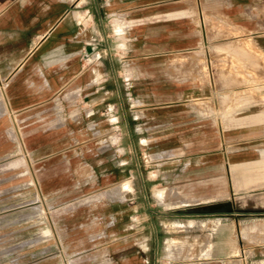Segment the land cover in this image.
Masks as SVG:
<instances>
[{
  "label": "rangeland",
  "instance_id": "rangeland-1",
  "mask_svg": "<svg viewBox=\"0 0 264 264\" xmlns=\"http://www.w3.org/2000/svg\"><path fill=\"white\" fill-rule=\"evenodd\" d=\"M230 3L179 0L178 18L148 15L140 25L150 8L102 4L98 21L91 0L68 5L85 32L68 43L77 42L79 64L63 70L61 91L16 110L8 84L18 69L0 72V264H107L121 262L127 248L142 264L155 256L160 264L193 262L207 217L192 232L187 218L176 227L171 181L156 179L152 160L185 143L190 154H227L222 184L232 202L209 213L225 221L217 212L236 211L237 244H264V49L228 17ZM171 44L189 51L174 53ZM242 151L254 159L232 161ZM131 176L138 209L116 217L113 209L126 203L109 202L124 199ZM243 176L248 184L237 182Z\"/></svg>",
  "mask_w": 264,
  "mask_h": 264
},
{
  "label": "crops",
  "instance_id": "crops-1",
  "mask_svg": "<svg viewBox=\"0 0 264 264\" xmlns=\"http://www.w3.org/2000/svg\"><path fill=\"white\" fill-rule=\"evenodd\" d=\"M86 1L0 0V72L8 75L10 73L8 70L18 69V74L8 84L12 106L16 110L38 104V100L41 99L38 97L39 93L61 91L63 70L79 64L77 42L68 43L74 41L73 37L84 34V28L78 29V22L82 15L79 12H69L67 6L83 4ZM228 1L231 2L228 17L243 30L249 32L251 39L258 42L259 46L264 49V0ZM176 2L179 0H91L94 10L91 15L98 21L102 19L104 16L101 12L102 4L128 6L129 11L132 10L133 5L141 6L140 9L150 8L149 12H141V18L135 21L140 25L142 21L147 20L148 15L153 18L162 15H166L169 19L178 18L181 16V11L174 7ZM163 5L171 6L156 10V7ZM252 9L255 11L252 12ZM180 46V44L178 46L170 45L176 51L174 53L189 51V48ZM22 66L23 69L20 71ZM80 72L81 70L78 74ZM32 74L36 77L34 81L30 80ZM161 113L157 110L156 115L162 116ZM190 145L185 143L181 149H173L171 158H165V152H163L155 154V158L152 159L155 161L156 179L164 181L167 178L171 181L170 204L171 209L176 211V214L173 215L176 216V227L184 226V222L187 220L186 226L189 232H192L196 230L197 219L201 216L207 217V221H204L201 226L205 230V233L201 235V238H204L201 248L204 249L201 253L199 252L196 258H190L189 261L193 262L187 264H264V244L249 247L245 243L238 245L235 241L234 233L238 225L235 221L238 218L236 211L217 212L220 216H230V219L226 218L225 221L222 217L213 221V215L209 213L214 209H222L228 206L227 203L232 202V200H227V189L222 184L227 180V172L222 173L223 169L227 170V154L221 152L216 156L206 153L190 154L187 152ZM232 157H234L232 161L244 164L254 159V152L242 151ZM146 158L149 161V157ZM123 176L126 178V173ZM247 179L250 180L247 177H241V180L237 178V182L244 183ZM127 181L133 184V187L131 186L132 189L129 192L123 193L124 199L109 202V204L126 203L123 205V212L117 214L113 209L111 214L116 217L123 213L124 217L132 218L133 213L138 209L135 206L137 191L134 185V176H131ZM152 181V178H148L145 183ZM212 181H214V186L211 185ZM120 195L122 196V194ZM234 196L232 195V198ZM154 198L156 202H164L161 192L157 193ZM147 204L144 214L149 220L155 216V212L150 207V203ZM231 206L235 208L236 205L231 204ZM243 208L245 207L243 206ZM185 211L191 213L186 214ZM193 211L198 213H193ZM201 211H206L209 215L201 214ZM185 218L187 219L185 220ZM211 225H214V229L211 228ZM187 238L193 240L195 236L189 234ZM207 244H209L208 247H205ZM157 246H159L158 243ZM113 253L116 252L113 251ZM160 261L161 258L155 256V264H160ZM107 264H142V261L135 254L132 255L131 248H127L124 250L121 262L119 260L117 262L116 258H110Z\"/></svg>",
  "mask_w": 264,
  "mask_h": 264
},
{
  "label": "bare ground",
  "instance_id": "bare-ground-1",
  "mask_svg": "<svg viewBox=\"0 0 264 264\" xmlns=\"http://www.w3.org/2000/svg\"><path fill=\"white\" fill-rule=\"evenodd\" d=\"M99 73H100V71H99L98 69H92V70L90 71L89 74H90V77H91V74H96V75L98 76ZM263 114H264V113H263ZM118 142H119V140H118V139H115L112 143H115V144H116V143H118ZM150 159H151V158H150ZM253 163H255V162H253ZM243 178H245V177L243 176ZM249 181H250V180L247 179V180H245L244 183H249ZM34 182H35L36 185H38V180H35ZM125 186H126V185H125ZM127 187H128V186H127ZM127 187H125L126 190H127ZM120 196H121V195H120Z\"/></svg>",
  "mask_w": 264,
  "mask_h": 264
}]
</instances>
